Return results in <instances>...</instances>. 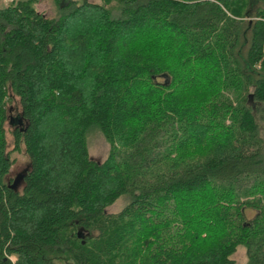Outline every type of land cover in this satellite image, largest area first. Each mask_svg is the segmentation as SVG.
I'll return each instance as SVG.
<instances>
[{
    "label": "trees",
    "instance_id": "1",
    "mask_svg": "<svg viewBox=\"0 0 264 264\" xmlns=\"http://www.w3.org/2000/svg\"><path fill=\"white\" fill-rule=\"evenodd\" d=\"M52 1L0 6V264H264V0Z\"/></svg>",
    "mask_w": 264,
    "mask_h": 264
},
{
    "label": "rangeland",
    "instance_id": "2",
    "mask_svg": "<svg viewBox=\"0 0 264 264\" xmlns=\"http://www.w3.org/2000/svg\"><path fill=\"white\" fill-rule=\"evenodd\" d=\"M15 1L17 0H0V6H5ZM90 1L96 2L97 0H90ZM33 7L37 12L42 13L46 17H55L58 13L52 0H36V2L33 4ZM158 80H163V78L159 77ZM9 97H10L9 100L6 103L7 119L4 121L3 130L6 141V150L10 152V156L11 158H13V162L10 166L6 179L12 180L16 178V176L19 173L23 172V170L27 168L28 160L23 151L22 146H20V148L17 151H12L13 139L10 132L14 128V125L18 126L16 122H19L18 117H19L20 109L17 98L11 95H9ZM259 122L263 123V120ZM260 136L264 144V125L260 129ZM86 141H87V149H88L89 157L92 160L98 162L103 160L107 153L108 145L105 139L103 138V136L101 135V133L96 129H90L86 135ZM15 181L18 185L17 188H19L20 181L16 179ZM123 203H124L123 198H119L113 204L107 207V211L116 212L121 208ZM246 213L248 217H251L254 212L247 211ZM11 258L12 260L14 259L13 256ZM231 259L233 260V264H245L246 257H245L244 248L242 246H237L235 251L231 255Z\"/></svg>",
    "mask_w": 264,
    "mask_h": 264
},
{
    "label": "flooded vegetation",
    "instance_id": "3",
    "mask_svg": "<svg viewBox=\"0 0 264 264\" xmlns=\"http://www.w3.org/2000/svg\"><path fill=\"white\" fill-rule=\"evenodd\" d=\"M23 171H24V170H23ZM21 174H22V172L19 173V174L16 176V178L13 179V181H14V183H15V184H14L15 186L17 185L15 179L20 181V179H21Z\"/></svg>",
    "mask_w": 264,
    "mask_h": 264
},
{
    "label": "built area",
    "instance_id": "4",
    "mask_svg": "<svg viewBox=\"0 0 264 264\" xmlns=\"http://www.w3.org/2000/svg\"><path fill=\"white\" fill-rule=\"evenodd\" d=\"M10 259L12 260V258L10 257Z\"/></svg>",
    "mask_w": 264,
    "mask_h": 264
}]
</instances>
